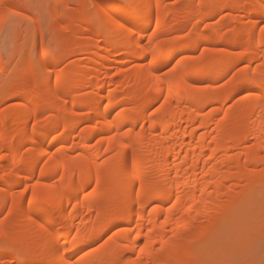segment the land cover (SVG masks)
Masks as SVG:
<instances>
[{"label":"bare ground","instance_id":"6f19581e","mask_svg":"<svg viewBox=\"0 0 264 264\" xmlns=\"http://www.w3.org/2000/svg\"><path fill=\"white\" fill-rule=\"evenodd\" d=\"M13 1L2 0L0 12ZM236 1L196 0L192 11L169 9L165 0L106 1L97 15L86 8L53 32V48L43 47L19 69L10 91L0 90V105L18 97L9 119L0 112V151L9 152L0 157V166L8 163L0 214L8 208L10 218L0 225V241L19 247L3 251L13 258L0 264L209 263L201 241L212 243L264 186L257 177L264 172V0ZM228 9L227 19L213 21ZM183 16L195 19L172 24ZM232 24L237 30L227 37L222 29ZM70 32L83 37L65 40ZM95 38L102 44L93 45ZM208 44L220 45L216 56L205 51ZM200 49L197 57L180 58ZM74 55L79 59L69 63ZM35 68L45 74L28 90L40 78ZM227 78L222 91L194 85ZM9 123L19 133L6 136ZM22 187L27 191L17 195Z\"/></svg>","mask_w":264,"mask_h":264},{"label":"rangeland","instance_id":"374dc122","mask_svg":"<svg viewBox=\"0 0 264 264\" xmlns=\"http://www.w3.org/2000/svg\"><path fill=\"white\" fill-rule=\"evenodd\" d=\"M106 1L115 3L121 0H17V1H13L10 5L6 6L4 8L5 10L3 9V12L5 13L3 15L4 17L6 16V19L5 20L3 19V25H2V28H0L1 29L0 30V52H1L0 61L2 65L4 66L3 67L0 64L3 68L2 69L0 67V90L5 91V92L11 90L12 88L11 83L18 80L17 76L19 77V75L17 74H20L21 69L25 65H27L31 56L33 55L37 56V54L41 51L43 47H46V48L54 47L53 44H55L57 40L56 36H54L56 35L55 32H57L60 29L61 24L68 16L73 17L75 21H78L79 19H81L82 15L85 14L86 8L88 10L87 11L88 14L97 15L98 11L100 10V7ZM195 4H196V0H165V5L167 8L177 9L179 11L180 10L181 11L191 10L192 11V8ZM56 11L60 12L61 14H60V18H58L57 21H54L53 14L56 13ZM230 13H231V9L222 11L221 13L218 14V16L214 18L213 21L214 22H219L220 20L224 21V19H227L229 17ZM192 18H193L192 16H187V17L183 16L179 18V20L173 21L172 24L182 23L188 20L192 22L195 19V17L193 19ZM98 23H99L98 20L95 21V25H97ZM150 28L147 31L148 36L152 35L155 25H153ZM236 30H237L236 25L232 24V26L231 25L227 27L225 26L222 29V33H224L227 37H231L233 36L232 34L236 32ZM71 33L72 32H70L67 35L68 37L65 40L78 41L80 38L83 37L82 32L77 33V34H74V33L71 34ZM187 33L188 32L186 31L182 33H178V32L170 33L168 35H165L162 38V40L171 41V39L174 40L178 38V36L182 37V35L184 36ZM96 39L98 40L99 38H95L92 40L93 45L94 44L97 45L100 42L99 40L103 41V39L105 38L104 36L100 37V39L98 40L99 42H96L95 41ZM100 44H102V42H100ZM219 47H220L219 44L205 45L206 49H209L212 51V55L217 54L216 52L218 51ZM95 52L98 53L96 49H95ZM185 52L187 53H182L180 58L191 56V55L197 57L199 56V54L201 55V52H203V49L202 51L200 49V50H190V51H185ZM77 59H79V56L74 55L70 59H68V62L69 61L75 62ZM240 59L242 60L243 57ZM68 62L65 63L66 65L62 64L61 66H58L55 70L61 71L63 70V68L66 69ZM242 67L243 65L239 62L234 67L232 71V75L239 73ZM35 70L36 72L39 73L40 78L37 77L38 80L36 79L35 82L33 81L32 84L30 83L29 86H26L28 90L30 89L32 90L33 87H39L42 83L41 78L43 77L42 74H45V70L36 69V68ZM57 71L52 72V74L49 75L51 84H53L54 82ZM112 73H114V70L112 71ZM230 78H227L221 81H216L217 83L203 81L202 79H196L194 85L198 87L199 89L210 88L213 91H222L223 89L226 88L227 84L230 82ZM8 81H10V83ZM16 83L18 82L16 81ZM83 93L85 92L83 91ZM13 98H12L13 100L10 99L9 101L0 105V112L1 111L4 112V117L2 116L3 120L10 118L9 112L12 109L13 104H15V102H17L18 100L16 99L18 97H13ZM238 98H239V94H236L235 96H233L226 103L225 109L226 110L231 109L237 102ZM222 117L223 116L220 115L219 117H217V120L221 119ZM1 121L2 120H0V122ZM215 123L216 121L210 124L212 129L214 128ZM15 130L17 129L15 128L14 124L9 123L6 125L3 132L5 133L6 136L7 135L11 136L13 134L19 133L18 131H15ZM58 134L59 133L57 132V134L55 135H58ZM97 139H94V141L92 142V145H94ZM4 143H5L4 141L0 140V145L3 146ZM20 147L21 146H19V150L21 149ZM5 153L7 154L9 153L8 149L6 150L3 148L2 151H0V157L5 155ZM19 162L20 163L18 164L20 165L26 164L27 160H26L25 154H24V157ZM3 164L0 166V176L1 177L2 176L4 177L5 173H7L8 171L7 169L8 163L7 164L3 163ZM260 172L262 173L263 171H259V173L257 172L258 176L257 175L256 176L260 177V180H264V178H262L264 177L262 176L264 175L263 174L264 172L262 174ZM0 187L3 189H6L7 185L2 184ZM263 187L258 186L254 188V192L252 193V197H253L252 199L254 200V198H256L254 200V203L252 204L247 203V205L245 203L243 204V206L241 205L242 207L240 206L239 214H235L237 215L235 217L232 216L234 218V220L231 219L233 220V225L229 224V223H232L231 220L229 219L230 221L229 220L227 221L228 226H226L227 223L223 225L222 228L220 226V229L219 228H218L219 230L217 229L218 230L217 234L215 233V236L209 239V240H212V243H209L211 241L209 242L201 241L200 246H199L200 242L198 243V246L201 249L197 247L196 250L199 249L200 251H202L201 253H203L205 257L207 256L206 258H208L207 261L209 262L207 264H262V262H264V188ZM88 189L89 190H87V193L92 192L95 189V185H91L90 188ZM19 190L16 189V192L15 191L14 192L18 195L24 189L22 187L21 189L19 188ZM29 197L30 195H27L26 205L24 207L26 211L30 208V205L27 204ZM108 198L114 200L115 197L111 195ZM244 206H246L247 208L245 209ZM7 211L9 213L8 208L6 209V211L0 214V220L2 218H3L2 220L10 219ZM115 231H117V229H115ZM115 231L114 230L111 231L105 238L102 239V241L93 245V247L97 248L103 245L104 242L107 241L109 236H111ZM17 248L19 247L15 245L12 239L7 238L6 240L5 239L3 241L1 240L0 241V262L3 259L13 258V256L11 255H5L4 253H2L3 251H5L6 249H17ZM23 253L28 254L27 251H24ZM183 262L185 264V261H182V263ZM12 264H17V263L13 262ZM46 264H49V263H46Z\"/></svg>","mask_w":264,"mask_h":264},{"label":"snow or ice","instance_id":"6c2138e0","mask_svg":"<svg viewBox=\"0 0 264 264\" xmlns=\"http://www.w3.org/2000/svg\"><path fill=\"white\" fill-rule=\"evenodd\" d=\"M0 7H3V4H2V0H0ZM2 25H3V13L0 12V28H2ZM207 25H205L206 27ZM259 31L264 34V28H261L259 29ZM205 51H208V49H205ZM155 59V57H153V60ZM174 70V69H173ZM262 95H264V91L261 92ZM157 111H159V109H157ZM153 115H155V113H153ZM37 123H39V121H37ZM125 135H127V133H125ZM115 137H113L114 139ZM210 158V157H209ZM98 183V181H97ZM24 191H27V189H24ZM177 202H178V199H177ZM172 207H175V205H173ZM169 211H171V208L168 209ZM152 211H156L155 208L152 209ZM165 223H167V221H164ZM3 224V220H0V225ZM123 231H126V229H123ZM133 235L136 236V239H139V235L137 233H133ZM4 237V232H3V229L0 228V238H3ZM145 247H147V245H145ZM141 252L144 251L143 248L140 249ZM262 264H264V262H262Z\"/></svg>","mask_w":264,"mask_h":264}]
</instances>
